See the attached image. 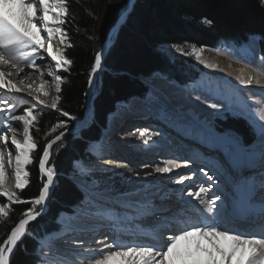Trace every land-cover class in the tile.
<instances>
[{
	"label": "snow or ice",
	"instance_id": "1",
	"mask_svg": "<svg viewBox=\"0 0 264 264\" xmlns=\"http://www.w3.org/2000/svg\"><path fill=\"white\" fill-rule=\"evenodd\" d=\"M260 3L264 6V0H260ZM67 4L68 0H0V68L10 66L20 75L25 73V68L19 65L33 69L39 67L38 61L42 62L48 57L54 62L56 70L70 65L72 62L65 58L64 48L72 45L68 43L66 30L61 27L67 23L65 17L70 15ZM121 20L126 22L127 9ZM202 23L210 25L211 21L205 18ZM42 31L46 36L41 35ZM54 40H58L55 48ZM172 48L181 55L195 57L206 68H216V65L202 59V48L192 45L191 50L187 51L178 44ZM102 60L103 53L97 51L91 72L88 74L89 85L94 83V74L102 67ZM261 67L264 68V63ZM64 70L67 71V67H64ZM11 75V72L0 70V197L9 202L0 203V222L6 223L10 219V204L31 203L33 207L27 208L22 213L23 218L0 239V264H11V257L22 245L23 238L31 236L36 239L27 226L41 214L36 210V206L42 208L50 196L51 187L55 183V172L54 169L47 168L46 164L50 158V150L65 135V131H59L54 139H49L43 145L42 154L37 155L34 150L38 148V144L30 129L34 127L33 122L37 120L39 113L33 115L34 108L27 107L22 114L16 115L18 106L5 99L4 95L26 93L37 105L51 107L70 120L77 119L59 107L63 77L58 71H48V76H54V91L57 93L50 105L39 95L33 94L30 84L19 87L7 78ZM237 80L242 89H248L253 84L252 76L237 77ZM19 82L23 84L24 80ZM256 83L259 84L260 81L257 80ZM37 91L47 95L43 92V84ZM196 99L199 101L201 97L197 96ZM208 106L218 109L220 104L217 102ZM246 112L259 133L261 150L257 165L255 154L250 153L239 142L236 144L241 159L232 161L231 166L235 169V174L231 177V184L242 198L244 211H239L235 203L230 206L226 197L216 191H208L216 178L207 173L204 175L209 182L208 187L201 185L196 191L186 183L192 179L191 176L176 174L175 179L168 177L173 184L183 186L177 189L180 198L173 210L170 204L161 203L157 206L151 199H137L140 196L139 191L117 192L114 187H101L98 181L90 178L91 169L85 167L82 161H75L73 167L77 169L80 186L84 192L81 201L83 218L108 221L111 228V235H105L104 241H96L102 247L89 248L85 253H78L82 257L81 264H264V97L256 100L253 105H247ZM161 114L164 119H169L167 107L161 109ZM13 121L23 124V142L15 135L17 126ZM58 129L67 130V122L58 121L52 126L51 132L56 133ZM8 131L14 134L9 137ZM160 134L149 132L146 128L130 133L145 145L150 141L154 143L153 137ZM36 159L39 172L47 179L38 197L23 200L16 191L5 186L6 164L12 169L9 175H14L15 189L23 190L30 182V173L25 170L26 166L32 165ZM106 163L115 167H128L126 164H114L112 160H107ZM181 167L176 160H167L163 166L149 168L144 176L147 178L156 173L169 174ZM128 170L133 171L130 168ZM139 175L140 173H137V176ZM145 182L147 183V180ZM184 187L188 188L186 195L190 200L184 199ZM216 188L219 189V185H216ZM114 192L117 194L113 195ZM166 199V195L161 197V200ZM192 200L198 201L200 207L193 205ZM139 221L150 223L142 227ZM234 221H243L248 226L243 229L229 227ZM56 255L54 246H48L47 251L38 248L36 264H62L55 260Z\"/></svg>",
	"mask_w": 264,
	"mask_h": 264
},
{
	"label": "trees",
	"instance_id": "2",
	"mask_svg": "<svg viewBox=\"0 0 264 264\" xmlns=\"http://www.w3.org/2000/svg\"><path fill=\"white\" fill-rule=\"evenodd\" d=\"M129 4L130 0H68L70 15L65 17L67 23L62 27L72 45L64 48L65 58L72 63L64 66L67 71L63 68L59 72L63 77L59 107L77 119L70 120L56 110L34 113L39 115L30 132L38 144L34 150L37 155L42 154L43 145L59 131H65V135L50 150L46 164L47 168L54 169L56 178L46 209L36 206L42 213L27 226L36 239L23 238L22 245L11 257V264H36L39 243L57 231L58 216L71 214L81 204L83 194L73 182L77 177L73 164L87 161L88 146L100 141L118 103L143 100L149 92L146 81L155 76L184 88L202 75L203 69L195 57L175 52L173 45H181L187 51L192 45L209 51L222 48L248 51L255 44L256 55L264 60V6L260 0H135L126 22L110 37L92 98V120L74 134L76 122L84 120L88 74L95 53L103 48ZM205 18L211 21L210 25L202 23ZM163 47L170 52L160 50ZM60 120L67 122V130L52 133V126ZM214 128L244 147L251 146L259 136L247 120L229 114L215 119ZM26 170L30 173V182L16 192L23 200H31L38 197L45 177L39 172L38 159ZM0 203L5 202L0 198ZM30 207L31 203L10 205V219L0 222V239Z\"/></svg>",
	"mask_w": 264,
	"mask_h": 264
},
{
	"label": "bare ground",
	"instance_id": "3",
	"mask_svg": "<svg viewBox=\"0 0 264 264\" xmlns=\"http://www.w3.org/2000/svg\"><path fill=\"white\" fill-rule=\"evenodd\" d=\"M122 21L121 19L119 20ZM41 35L44 36L43 31L41 32ZM109 41L106 42V44L101 49V52L103 53V57L105 56L108 47H109ZM54 48L57 46L56 40L53 41ZM43 52V50H41ZM44 56L47 57V54L44 53ZM206 57V56H205ZM103 61V60H102ZM205 61L209 64L216 65L215 70L220 72L221 75H223L228 81H235V84H237L238 80L237 77H243L247 78L248 76L253 77V84L249 86V90L247 92H239L238 95H236V99L243 102L244 106L247 105H253L254 102L262 97H264V75L262 77H259L255 74V72H252L251 70H243L240 68L239 65L230 63L229 60H226L222 57H207ZM39 67H35L33 69H28L26 65H19V67L25 68V73L17 75L16 69H12L10 66H3L0 68V70L5 71L6 73L11 72L12 75L10 77H7L11 79L13 82L17 83L21 79L24 80L23 84H20V82L17 84L19 87H26L27 85L32 86V91L34 95H39L41 99L45 101L47 105H49V101L45 99V97L48 95V91L54 88V83L51 82L49 79L47 69H50L55 67L54 62L50 61V57L46 58L44 61H38ZM52 65V67H51ZM51 67V68H49ZM103 66L94 74V83L92 85H88L87 92L90 93L91 88L95 85L97 81V77L100 74ZM211 68V67H210ZM213 69V68H212ZM28 73H31L28 75ZM43 73V75H41ZM261 76V75H260ZM153 79V80H152ZM150 79L149 86L153 91L157 94L159 97L158 100L153 101L151 104L144 102L145 104L141 107L138 106L135 108L134 106H129L128 108H125L127 112L124 111L125 115L120 117V120L116 123V128L118 127L120 121H124L125 123L129 120H137V128H146L150 127V129H166L168 138L166 140V147L177 151L179 153L185 154L186 157H189L193 160L200 159L201 161H205L210 159L211 155L217 156L219 149V138H225L228 139V137L219 134L211 128L209 122L211 120V112L208 111L204 103L206 101H209L210 103H213L210 98H202L201 100H196L191 93H193V90H189L190 88H181V87H175L169 83H167L165 80H163L160 77H153ZM45 80L47 83H45ZM152 80V83H151ZM259 80L260 83L257 84L256 81ZM233 83V82H232ZM43 84V92H46L47 95H42L40 91H37V89L40 88V86ZM179 88V89H178ZM188 91V92H186ZM190 92V93H189ZM55 93V92H54ZM5 99L10 100L12 103H14L15 100L20 101V110L28 106V104L37 105L34 100H32L31 96H28L26 93H22L19 95H4ZM27 100V101H24ZM90 100V106L88 105L85 109V116L82 123L78 124V127L81 125H84L86 122H91L92 120V107H91V98ZM88 100V101H89ZM191 100L193 108L202 118L196 117V115L193 116V109L188 104V102ZM198 101L195 103V101ZM203 101V102H201ZM164 102L166 104H164ZM217 102V101H216ZM161 103V104H159ZM241 103V102H240ZM156 104H159L156 106ZM42 106L43 105H37ZM119 107V106H118ZM144 107V108H143ZM167 107L169 110V119L170 121H173L174 123H179L170 125L169 123L162 120V114L161 109ZM177 112L178 115L172 113V109ZM183 109L184 111H182ZM18 111L20 114H22V111ZM155 114L159 115L160 119H156ZM189 116L191 119H194V117L197 120H200L203 122V128L198 129L197 127H192L187 121V118ZM195 120V119H194ZM165 122V123H164ZM199 122V121H197ZM196 122V123H197ZM13 124L17 126V131L15 132V135L17 139H19L21 142H23V124L22 122H16L13 121ZM158 123V125H157ZM124 124V123H123ZM198 124V123H197ZM202 127V126H201ZM186 130H185V129ZM147 129V128H146ZM116 130V129H115ZM170 130H174L176 133H174L176 136L174 137ZM190 130H195L196 133H193L192 135L188 132ZM188 131V132H187ZM115 131L111 132L109 136H104L103 142L100 144H93L91 151V157H94L95 159H90L88 164H84L85 167L91 169L90 178L98 181L101 185V187H114L117 192H135L139 191L140 196L137 197V199H151L154 204L157 206L161 203L170 204L173 207V210H175V204L180 198V193L177 191V189L183 187L178 186L172 183V181L168 178L171 176L173 179L177 178L176 174L185 175V176H193L194 174L191 172V168L188 166V163H184V165L181 168L174 169L173 173L169 174H159L156 173L152 177H145L144 172L148 171L149 168H154V165L156 161L152 160V163L149 164H139L137 166L132 165V163L137 162V157L130 156V160L122 155L121 152H119V149L115 147V141L114 139L117 136H114ZM121 133V132H119ZM8 136L11 137L14 133L12 131L7 132ZM170 136V137H169ZM158 140H161L160 137L157 138ZM111 141V144L113 148L109 151L107 149H103L105 145L109 144ZM10 142V141H9ZM256 150L260 151V144H259V138L256 140ZM103 145V146H99ZM96 146L98 149H96ZM200 147V148H199ZM204 150L207 153H210L209 158L205 156V152L202 154L200 151ZM13 152V161L15 156V150L14 147L12 149ZM225 154V153H223ZM259 155V154H258ZM258 155H257V165H258ZM227 156V154H226ZM90 154H89V158ZM106 159L116 160V164L118 165H127V168L124 167H115L113 165H109L106 163ZM127 159V160H126ZM161 159V158H160ZM162 159H172V158H162ZM241 158H231V160H239ZM5 160H7V153H5ZM130 161L127 162V161ZM151 159H148L147 161H150ZM167 161V160H162ZM231 161V162H232ZM129 163V164H128ZM139 163V162H138ZM148 167H145V166ZM141 166V167H139ZM223 166L221 163H215L214 169L221 168ZM156 167V166H155ZM133 169V171H129L128 169ZM12 172V169L7 166L6 164V175L12 176V179L14 175H9V173ZM137 173H140L139 176H137ZM143 173V174H142ZM202 174V172H201ZM220 176H223L222 179H219V182H214L213 185L215 187V183L219 185V189H213L210 192L216 191L217 194H220L228 199H230V205H233L235 203L237 209L239 211H244L242 205H241V196L236 193L235 189L233 188L231 184V177L232 175L224 169L219 173ZM6 179V178H5ZM54 176V181L55 180ZM147 180V183L145 182ZM46 182V180H45ZM193 191H196L199 189V187L202 185V183H198L197 181H187L186 182ZM209 183L203 184L204 187H208ZM9 184L5 182V186L8 187ZM55 185V183H54ZM53 185V186H54ZM222 185V186H220ZM53 186L51 187V190L53 189ZM79 187L80 184L78 185ZM226 186V188H224ZM146 190V191H145ZM188 191L187 187H184V199L190 200L191 198L187 197L186 193ZM117 193H113V195H116ZM167 196L166 200H161V197ZM177 197L176 200L173 198ZM173 199V200H170ZM242 199V198H241ZM193 205L196 207H200L198 204V201L192 200L191 201ZM173 203V204H172ZM219 203V202H217ZM82 208H76V213H73L70 216L61 215L58 217L59 224L63 225V229L59 231V235L55 236V238H59L55 241L53 245L57 248V255L55 256V260L62 262V264H81L82 257L78 255V253H85L89 248L95 249L102 247V245L97 244L96 241H104L105 235L108 233H111L110 228V222L108 221H96V220H85L82 216V211L80 210ZM78 210H80L78 212ZM150 223V222H149ZM238 224V221L232 222V224H229V227H235V225ZM127 226V225H125ZM65 234V235H64ZM102 236H98L101 235ZM98 236V237H97ZM93 239V240H92ZM127 239V238H125ZM81 242L83 244L81 245ZM107 242V241H105ZM52 245V246H53ZM65 250V251H62Z\"/></svg>",
	"mask_w": 264,
	"mask_h": 264
},
{
	"label": "rangeland",
	"instance_id": "4",
	"mask_svg": "<svg viewBox=\"0 0 264 264\" xmlns=\"http://www.w3.org/2000/svg\"><path fill=\"white\" fill-rule=\"evenodd\" d=\"M109 40H110V38H109ZM56 42H57V45H58V40H56ZM160 50L165 51V52H169L168 48H166V47L165 48L163 47ZM209 55H210V58H212V57H222V58H224L226 60H229L230 63H232V64L234 63L236 65H239L240 68L243 69V70H245V69L246 70H251V71L253 70L252 72H255V74L258 75L259 77H262V75H264V68L261 67L262 63H264V60L258 58V56L256 55L255 44H253L251 46V50H248V51H237L236 49H233V48H230V49L222 48V49H219V50H216V51H209V50H202L201 51V57H202V59L204 61H205V59L207 57H209ZM195 60H196V58H195ZM196 63L203 69V73L199 77V79H197L194 83H192V84H190V85H188V86H186L184 88H190L189 89L190 91L193 90L194 92L191 93V95H193L195 97V99H196L197 96H200L202 98H206L207 97V98H210V100L214 99V100H212L213 103L219 102V104H220V107L218 109L210 108L208 106L209 104H211L209 101H206V103L203 104V105L206 106L208 111L211 112V120L209 122H207L205 120V122L209 123L210 126L212 125L211 128H213L215 130V128H214V120L222 118V116H224L225 114H229V115L236 116V117H242L245 120H247L250 125L255 127V125L252 123V121L249 119V117L247 115L246 106L243 105L242 100L239 101V100H237L235 98L236 95H238L239 92H242V93L247 92L249 90V88L248 89H242L238 82H237V84H235V81H232L233 82L232 83L231 81H228L223 75H221L220 72L216 71L215 69H212L210 67L206 68L204 66V64L199 63L197 60H196ZM51 67H52V65H51ZM51 67H49V68H51ZM63 68L64 67H62L60 70H57V71L58 72L63 71ZM54 69H55V67L51 68V70H54ZM49 70L50 69H47V73H48ZM155 77H157V76H155ZM49 79L51 80V82L54 83V76H49ZM152 80H151V83H152ZM18 83H19V81L17 82V84ZM149 83H150V79L148 81H146V84H147V87L149 89V92H148V95L143 100H141V101H133L132 103H130V102H121V103L117 104V106L115 107L114 114L109 117L106 129L102 133V138L97 144H100L101 142H103L104 136L105 137L109 136L111 134V132L115 131L117 121L120 120L121 116L125 115L124 111L127 112V110H125V108H128L129 106H134V108H135V105H136V107H138V106L142 107L145 104L144 102L151 104L153 101L159 99L157 94L149 86ZM173 86H175V85H173ZM175 87H178V86H175ZM96 89H97V82L91 88L90 93H88V92L86 93L85 102H84V108L85 109H86V107L88 105L90 106V100L89 99L91 98V100H92ZM54 92H55L54 88H52L51 90L48 91V95L45 97V99L47 101L50 100L49 105L51 104V102L55 98V96L57 95V93L56 92L54 93ZM186 92H188V91H186ZM24 101H27V100H24ZM193 101H195V100H193ZM195 103H197V105L199 104L198 101H195ZM159 104H161V103H159ZM159 104H156V106L159 105ZM164 104H166V103L164 102ZM188 104L193 109V116L196 115V117L202 118L196 111H194L195 109L193 108L191 100L188 102ZM20 107L21 106L18 107L19 110H20ZM27 107H33L34 108L33 115H34L35 112H51V111L54 110V109H51V107L45 108V107H42V106L28 104V106L23 107L20 111H22V113H23L24 109L27 108ZM170 109H172L171 111H172L173 114L176 113V115H178L177 112L175 110H173V108H170ZM181 110L184 111L183 109H181ZM193 116H189L187 118V121H189L188 123L190 125H192V127L194 126V127H197L198 129L201 130V128H203V124L204 123L201 122L200 120H197L195 117H194L195 120L191 119V117H193ZM155 117H156V119H160L159 118L160 116L157 115V114H155ZM122 120L120 121V123H122V124H119L118 126H121V125H123V123H125L124 122L125 120L124 121H122ZM162 120L167 122V123H169L172 126H173V124H177V125L179 124V123H174L173 121H170V120L164 119V118H162ZM130 121L131 122H136L137 120H130ZM197 121H199V122H197ZM80 123H82V122H76L75 129H74V132H73L74 134L78 133L81 129L87 127L90 124V122H86L84 125H81V126L78 127V124H80ZM188 133H190L192 135L193 133H196V131L195 130H190V132H188ZM224 136L228 137V139L219 138L220 141H219V144H218V149H219L220 152H218V157L219 158H223V156H221V155H226L227 154V156H226L227 160H229L230 158H232V159L233 158H237V159L241 158L239 153L237 152L235 141H233V139L230 136H228V135L224 134ZM110 143H111V141H110ZM93 146L92 145L88 146L87 152L91 151ZM256 148H257L256 143H254L250 147H247L248 151L250 153H252V154H255V156L257 157V155L259 154L260 151H257ZM200 152L203 154L205 151L202 150ZM205 153H206L205 156L209 158L210 153H207V152H205ZM223 153H225V154H223ZM88 154H90V157H91V152H89ZM89 159L92 160V159H95V158L91 157V158H88L87 160L89 161ZM139 164L140 163H138V162L132 163V165H134V166H137ZM29 166L30 165L26 166V169ZM146 172H144V174ZM76 173H77V177L73 179V182L78 186L80 184V179L78 177L77 169H76ZM43 176L45 177V180H46L47 179L46 176L45 175H43ZM5 178H6L5 182L7 184H9L7 188L9 190H12V191H18L12 185V182H13L12 176H7ZM79 189L82 190L81 187H79ZM209 190L210 189H208V191ZM82 192H83V190H82ZM83 194H84V192H83ZM0 198L5 203H9L6 198H3V197H0ZM173 199L176 200L177 197H174ZM173 199H170V200H173ZM32 207H33V205H32ZM43 208H44V206L42 207V209ZM80 210L82 211V209H80ZM80 210H78V212ZM74 213H76V210L74 211ZM57 225H58V230L55 233H53L52 235H49L46 238H44L43 240H41L40 244H39V248L43 249L44 251H47V247L50 246V245L52 246L54 244V242L57 239H59V238H55V236L59 235V231H61L64 226L59 224L58 220H57ZM57 241H59V240H57ZM55 245H56V243H55ZM55 245H53L54 246V250L57 252V248L55 247ZM62 251H65V250H62Z\"/></svg>",
	"mask_w": 264,
	"mask_h": 264
},
{
	"label": "water",
	"instance_id": "5",
	"mask_svg": "<svg viewBox=\"0 0 264 264\" xmlns=\"http://www.w3.org/2000/svg\"><path fill=\"white\" fill-rule=\"evenodd\" d=\"M134 2H135V0H130V4H129L128 10H127V14H128V12L131 10V8H132ZM120 19H121V17H120ZM120 19H119V20H120ZM119 20H118V22L116 23L115 27L110 31V34H109V36H108L106 42L109 40V38L111 37V35H112V33L114 32V30H115L119 25H121V23L123 22V21L120 22ZM106 42H105V44H106ZM105 44H104V45H105ZM102 70H103V69H102Z\"/></svg>",
	"mask_w": 264,
	"mask_h": 264
}]
</instances>
